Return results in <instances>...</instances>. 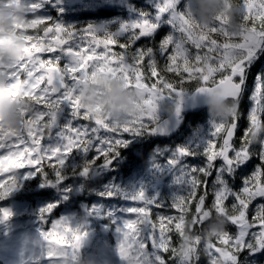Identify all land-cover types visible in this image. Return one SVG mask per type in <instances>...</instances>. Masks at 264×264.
<instances>
[{"label": "snow or ice", "instance_id": "obj_1", "mask_svg": "<svg viewBox=\"0 0 264 264\" xmlns=\"http://www.w3.org/2000/svg\"><path fill=\"white\" fill-rule=\"evenodd\" d=\"M42 7V0L38 3L30 0V13H37V18H26L16 23V28L26 33V57L15 63L6 62L0 57V75H7L12 81H21V84H12V94L20 95L31 105V111L28 107L21 108L25 116L22 128H11L0 122V149L7 152V155H0V171L11 173L9 182L0 180V200L8 197L18 186V172L14 169L28 170L29 176L37 172L47 175L49 171L44 170L41 161L49 155L56 157L58 161L59 167H50L59 177V181L65 178L61 172L67 156L74 149L87 152L90 148L99 146L97 150L104 154L102 164L96 165L94 160L89 161L83 168L82 175L87 176L94 168L111 167L120 155L119 148L129 143V139L117 138L115 134L131 133V137H136L167 132V128L158 124L153 115L152 105L156 94L164 90L181 95L180 85L198 80L202 87L197 91H208L211 85L221 88L225 94L235 99L236 112L228 123L212 121L211 138L204 149L203 162L182 167L177 180L187 185L186 194L177 196L171 203L172 207L180 210L179 215L157 213V225L150 216L151 205L157 201L144 202L143 194L135 197L137 201L144 203V207L129 209L131 213L137 214V218L125 221L119 255L125 264H166L161 254L163 249L164 252H171L175 264H199L201 256H193L190 251H183L179 246L170 247L171 235L168 233L173 229L168 225L175 222L174 230L179 233L180 239L183 238L185 217L190 210L189 202L195 197L198 187L201 184L207 185V178L215 172V178L210 185L213 197L211 205H205V198L209 195V191L205 190L198 197L191 217L194 221L203 223L210 207L218 213H224L226 209L234 210L228 219L233 225L239 226L238 231L234 234L226 231L206 246L215 253L222 254L225 264H261L256 254H264V203L258 204L256 208V218L262 225L259 232L250 231L256 221L250 223L246 218V211L256 197H264V143L254 144L249 140L250 128L264 124V119L260 116L264 114V72L257 73L255 91L251 97L255 106L250 110L239 146L235 145L233 137L238 129L237 120L241 118L239 105L246 89L249 70L260 58H264V0H241L243 19L247 21V27L238 34L225 32L222 41L213 37V34L217 35V27H197L186 11L180 8V0H157L156 12H142L141 19L131 25H123V30L128 34L121 37L112 34L99 35L92 28L77 33L74 28L41 15L38 10ZM44 20L52 21L51 27L43 29L45 37L50 41L47 44L41 42L43 38L39 34L33 36L25 31L36 28ZM223 23L224 18L218 17V25ZM165 25L170 26V30L163 38L157 39L158 29ZM141 38L143 43L133 47ZM85 44L89 50H85ZM116 44L120 45L119 51L112 50L111 46ZM188 44L206 51L203 54L200 51L193 53ZM100 45L103 48L97 52ZM58 52L69 54L71 62L61 66L60 57L56 55ZM37 53L53 55L43 59ZM146 57L147 62L142 63ZM142 68L149 70L147 77L142 73ZM158 68L161 72L158 80L144 83L145 78L150 80L157 76ZM167 72L179 73L180 78L171 81L164 75ZM98 73L120 75L130 86L144 91L147 111L140 120L114 126L85 110L80 100V86L94 80ZM216 74H219V80L216 79ZM45 81V86L41 87V83ZM41 103L44 104L43 108L38 107ZM65 103L72 109L73 121L83 117L94 122L95 126L69 122L61 133L66 138L64 144L55 148L42 145L41 139L50 136L51 129L57 124V114ZM176 111L179 113L180 106ZM101 129L104 131L101 132ZM13 137L15 143L24 144L25 147L13 150ZM32 153L36 155L33 156ZM186 155H191L188 149L180 148L170 163L178 165ZM253 156L258 157L260 163L256 164L251 175H246V162H251L250 157ZM218 157L221 159L219 164L215 163ZM24 161L40 167L25 168ZM6 163L8 166L4 167ZM237 179L242 180V186L238 188L234 186ZM49 182L46 180V183ZM101 194L112 197L120 193L116 185H111ZM229 198L232 201L230 205L226 204ZM59 203H49L43 208L42 218L57 208ZM159 204L164 205L160 202ZM93 211L100 209L94 208ZM11 214L7 208L0 209V218L4 220ZM85 235L86 233L73 228L67 218L55 220L52 230L44 233L45 239L49 241L48 256L61 258L56 264H61V261L62 264H71ZM148 241L151 242V250L146 246ZM196 242L198 245L201 243L198 237Z\"/></svg>", "mask_w": 264, "mask_h": 264}, {"label": "trees", "instance_id": "obj_2", "mask_svg": "<svg viewBox=\"0 0 264 264\" xmlns=\"http://www.w3.org/2000/svg\"><path fill=\"white\" fill-rule=\"evenodd\" d=\"M186 1L187 0H180L182 10H184L185 8ZM132 3L134 4L135 11L137 10L140 15L142 12H156L154 7L149 3L147 4L140 0H134L132 1ZM44 11L45 12L42 14L50 15V17L55 21L60 18L58 11H55L52 8H45ZM119 13L120 12L112 8H101L98 11H86V13L76 14V16H72V20L75 24L71 28H74L78 33H81L83 29H87L90 26L97 27L96 25L101 21H111L117 19L119 17ZM67 21L68 17H66V22ZM50 26H52V21L44 20L43 23L38 24V27L29 28L25 31L27 32V34L33 36L37 34L41 36L44 33V27ZM116 29L117 26L111 27L112 32H115ZM169 30L170 26L166 25L161 29H158L159 36L157 37V39L163 38V36L166 35ZM213 37L218 41L223 40V37L216 34H213ZM142 43L143 38H141V41H138L137 45H134L133 47L139 46ZM112 50L119 51L120 45H113ZM146 62L147 57L142 63ZM177 63L182 64L181 61H177ZM60 64L61 66L63 65L62 62H60ZM181 71H183V67H181ZM258 72H264V58H260L249 70V74L246 80V89L239 105L241 118L237 120L238 132L234 139L236 146H239V144L241 143V137L243 134V130L248 123L250 110L252 107H254L255 104V101L251 97L253 92L255 91L256 77ZM142 73L147 77L149 70L147 68H142ZM184 74L187 75V73ZM160 75L161 72L158 68L157 76L151 77L150 80L148 78H145V81L147 84L150 82H156ZM164 75H166L167 78L171 81L180 78L179 73L167 72L164 73ZM192 82L193 81H187L186 84H191ZM194 91L195 90H190L188 94H192ZM42 107H44V104H42ZM170 114V112L166 113L161 120L165 119ZM260 115L261 119H264V114ZM183 117L185 120L183 127L169 137L162 138L158 137L157 134L131 137V134H124L123 139H129V143L127 146L119 148L120 155L113 162V165L110 167L109 172L104 175L103 180L96 179L91 176L92 172L97 168L92 169L93 171L91 170L87 176L81 174L83 168L89 161L94 160L96 165L103 163L104 154L99 155L97 149L95 148H90L87 152L81 149H74L73 152H71L66 158L61 172V174L65 177L62 181H59V177H57L55 173L51 171L50 166L54 165L56 167H59L58 161L55 157L52 156H48L41 161V164L44 165V170L49 171L47 175L37 172L36 174L29 176L28 170L18 169L19 194H17L14 199H8L9 197H7V200H0V209H9L10 204L12 203H16L17 205H24L25 207H22L21 210H18V212H22L21 214H18L17 210L10 211L12 213L10 216L12 219L10 220L21 218L25 222L28 221V223H33V221L38 220V225L44 227L43 230L45 231H51L54 221L62 218V215H69L67 217L71 222V219L76 220V226L84 225V221H87L88 217L91 218L90 215H92L93 217L91 218V221L95 223L94 225L96 226V231L101 235V241H109L110 244H112L109 246L114 247L113 245L116 243L115 234L117 230V224L116 222H114L113 216L114 214H121L122 210H119V206L123 205L125 202L122 200L123 196H121V194L112 197H105L101 194L105 191L103 190V188L108 180H112L113 185H116L118 182L123 183L124 188L127 185V182L133 179L134 176L138 174L139 169L146 167L149 157L157 147H165V151L163 152L164 160H167L172 152L176 153L180 148H186L188 149V152L191 153V155H187L188 158L186 163L188 165L203 162V152L206 147L192 148L188 145V141L192 134L199 127L207 126L209 120L208 109L195 114L184 113ZM46 119L47 117H45V120ZM83 123L91 124V126L94 125V122H90L85 119ZM221 135H223V132L221 133ZM48 138L49 137H45L43 140V143L46 146H48ZM219 144L220 141L218 139L217 147H219ZM250 161L251 162H246L247 168L244 169L246 175H251V172L255 170L256 164L260 163L258 157L255 156L250 157ZM220 162L221 159L218 157L215 163L219 164ZM37 167H40V165H35L34 167L27 168ZM7 176L8 174H0V180L9 182L10 180H5ZM214 178L215 172H213L212 176L207 178V185L201 184L198 187L195 197L189 202V215H191V213L195 211L197 199L200 195L203 194L205 190L209 191V195L205 198V205H211L213 197L211 195L210 185ZM201 179H204V177L201 176ZM46 180L50 182L46 183ZM262 183H264V177H262ZM234 186L237 188L241 187L242 180L237 179ZM64 191L66 193H64ZM67 193L68 197L66 195ZM56 201L60 202L57 208L53 209L51 213H46V217L42 218L41 210L45 208L49 203H53ZM231 202V198H229V200L226 201V204L230 205ZM171 203L172 201H170L169 198L165 197L162 203L164 205L155 204L151 207L152 211L150 213V216L153 221L157 222V225L159 223L157 213H165L167 215L173 216L180 214V210L172 207ZM260 203H264V200L251 202L249 204L246 216L250 223L253 220L256 221L252 226L254 227L253 231L256 232H259V226H262L256 218V208ZM94 205H100L101 207H103V213L100 216L94 215V213L97 214L92 210V206ZM108 208H111L113 210L112 213L108 212ZM27 225L30 227V224ZM102 227L106 229L107 233H103ZM168 227L173 229L171 233H168V235H171L170 247H178L180 237L179 233L174 230L175 222L169 224ZM30 229L38 232V230H36L35 228L31 227ZM79 229H81V227H79ZM227 231H229L230 234H234L238 231V229L236 225H233L231 222H229ZM104 235H106L105 239H103ZM161 254L164 256L166 264H175L174 258L172 257L170 251H162ZM243 254L244 253L242 252V255ZM256 255L261 261V264H264V254L257 253ZM199 264H209L207 257L201 256Z\"/></svg>", "mask_w": 264, "mask_h": 264}, {"label": "rangeland", "instance_id": "obj_3", "mask_svg": "<svg viewBox=\"0 0 264 264\" xmlns=\"http://www.w3.org/2000/svg\"><path fill=\"white\" fill-rule=\"evenodd\" d=\"M134 0H42L43 7L38 10V12L43 16H49L44 13L45 8H52L55 11H58L59 17L56 22L63 24L66 27H72L75 23L72 20V16H76V14H82L91 11H98L101 8H112L119 13V17L115 20L111 21H101L98 23L97 34L99 35H106L112 34L116 37H121L127 35L128 33L125 32L122 28L123 25H131L133 22L142 18V16L135 11L134 4L132 3ZM145 3L151 4L154 9L156 10V3L157 0H140ZM33 2L38 3L39 0H33ZM187 1L185 3L184 10L186 11ZM180 8L181 3H180ZM73 14V15H72ZM75 14V15H74ZM66 17H68V21L66 22ZM37 13H28L27 19H36ZM78 18V17H75ZM117 26L115 32L111 31V27ZM38 27V25L36 26ZM51 27V26H50ZM163 27V26H162ZM89 29V28H87ZM87 29H83L81 33L86 31ZM27 30V29H26ZM77 32V31H76ZM78 33V32H77ZM51 33L49 34V36ZM63 35V34H61ZM43 38L41 42L47 44L49 43V39L45 37L44 33L41 35ZM54 43V42H53ZM190 50L195 53L196 51H200L202 54L206 49H196L194 45L188 44L187 45ZM113 49V45L111 46ZM103 48V45H100L97 48V52H99ZM85 50H89L87 48V44H85ZM114 51V50H113ZM43 59L50 58L53 54L52 53H37ZM57 56L60 57V62L64 64H68L71 62V56L65 52H58L56 53ZM215 55V54H213ZM43 72V70H41ZM41 74V73H38ZM219 74H216V79L219 80ZM23 78V76L21 77ZM45 82L41 83V87L45 86ZM144 83H146L144 79ZM147 84V83H146ZM38 91V90H37ZM191 94L186 93L183 96L182 101L180 102V107L185 106V101ZM178 97L177 94H173V97L168 98L167 103H174L175 99ZM41 103L38 107L43 108ZM255 106V104H254ZM168 113V111L161 110L158 112V119L157 122H161L163 116ZM261 116V115H260ZM57 120H59L58 124L51 129V134L48 136V146L53 148L59 147L66 142L65 136L61 135V133L65 130L64 126L69 124V122H73L75 124H84V118L80 117L77 121H73L72 118V109L70 105L67 103L62 105V110L57 114ZM95 124L93 125V127ZM104 130L101 129V132ZM211 131H212V121L208 120L207 126L199 127L190 137L188 141V145L192 148H200L206 147L208 140L211 138ZM124 134L126 133H116L117 138H124ZM131 134V133H127ZM43 139H41V144L44 145ZM9 143V141H6ZM11 143L13 144V150L19 148L23 149L25 147L24 144L15 143V137L12 138ZM30 146V145H28ZM99 146H97L98 149ZM165 147H157L152 155L149 157L148 163L146 167L139 169L138 174L134 176L133 179L127 182V185L123 188V183H117L116 186L119 190L121 196H123L122 200L125 202L123 205L119 206V210L121 214H114L113 220L117 224V230L115 234L116 243L113 245L114 247H110L109 241H101V235L96 231V226L94 225L91 218L88 217L87 221H84V225L76 226V220L70 221L67 217L69 215H62V218H67L70 221V224L73 228L78 229L82 233H86L81 241V251L85 255H93L99 261L100 264H125L122 258L119 255V244L123 238L122 229L125 225V221L127 219H136L137 214L131 213L129 209L132 207H144V203L142 201H137L135 197L143 194L144 202L149 201H157L156 205L163 203L165 197L169 198L170 201H173L177 196L185 195L187 190V185L183 182H178L177 178L181 175V170L183 166L188 165L187 155L180 160L178 165H172L170 161L175 158L176 153H171L167 160H164L163 152ZM98 151V150H97ZM100 154H103L99 152ZM0 155H7L5 149H0ZM35 156V153H32ZM51 156V155H49ZM53 157V156H52ZM56 158V157H55ZM24 164L27 167H34L35 165L27 164V161H24ZM7 163L4 167H7ZM110 167H102L95 169L91 176L96 179L104 178V175L109 172ZM14 171L18 172V169H14ZM0 174L5 175L8 174L5 180H10L11 173L6 171H0ZM18 175V173H17ZM19 177V176H18ZM113 185L112 180H108L103 190H107L109 186ZM64 193H66L64 191ZM19 194V188H17L8 196V199H14L15 196ZM68 197V193L66 194ZM66 197V198H67ZM7 200V197L5 198ZM264 200V197H256L254 201ZM155 204L151 205L154 206ZM24 205H17L16 203L10 204L9 210H21ZM100 209V211H95L97 214L94 215H101L103 213V207L100 205L92 206V210ZM118 210V209H117ZM112 209L108 208V212L112 213ZM22 212L19 211L18 214ZM74 214V213H73ZM247 216V211H246ZM247 218V217H246ZM12 219H2L0 218V264H56L57 261H60L61 258L58 257H49L48 250H49V241L45 239L44 233L47 232L43 230L44 227L39 226L37 221H33V223H28V221H23L21 218L16 220ZM89 220V221H88ZM30 224V227L27 225ZM35 228L38 232L31 230L30 228ZM81 227V229H79ZM237 229L239 228L236 225ZM262 226H259L261 230ZM254 227L250 229L253 231ZM157 230H159L157 228ZM103 233H107L106 229L102 227ZM104 235V238L105 239ZM247 238V237H246ZM139 239V237H136ZM149 250H151V242L148 241L147 245ZM135 245H133V248ZM163 249L161 250L162 253ZM62 264V261H61Z\"/></svg>", "mask_w": 264, "mask_h": 264}, {"label": "clouds", "instance_id": "obj_4", "mask_svg": "<svg viewBox=\"0 0 264 264\" xmlns=\"http://www.w3.org/2000/svg\"><path fill=\"white\" fill-rule=\"evenodd\" d=\"M31 12L30 0H0V57L6 62H20L26 57V33L16 28L18 20L27 18ZM186 14L192 22L200 28L217 27V35L224 33L238 34L247 27L243 19L241 0H187ZM218 17L224 18L223 25H218ZM21 81L10 80L7 75H0V122L4 125L20 129L23 127L25 116L22 107L31 105L26 103L20 95H13L12 84ZM181 95L174 103H167L173 93L161 90L155 96L152 105L153 115L158 119L161 110L175 112L183 96L190 90H198L202 84L193 80L191 84L180 85ZM210 90L204 91L205 103L211 121L228 123L232 120L237 101L219 88L209 85ZM18 92L19 89H16ZM81 104L91 115L107 120L114 126L129 124L140 120L147 111L145 93L142 89L130 86L128 81L120 75L98 73L94 80L82 84L79 90ZM249 140L254 143H264V124L253 125L249 130ZM234 210L226 209L218 213L213 208L207 210L205 221H194L191 215L185 217L184 236L179 241L183 251H190L193 256H205L209 264H225L222 254L215 253L206 245L215 241L227 231L229 215ZM197 237L201 242L197 244ZM82 245L76 251L71 264H100L93 255H85L81 251Z\"/></svg>", "mask_w": 264, "mask_h": 264}, {"label": "water", "instance_id": "obj_5", "mask_svg": "<svg viewBox=\"0 0 264 264\" xmlns=\"http://www.w3.org/2000/svg\"><path fill=\"white\" fill-rule=\"evenodd\" d=\"M95 30L96 28L94 26L89 27ZM207 109L206 103H205V95L202 92H199L195 90L190 97H188L185 101V106L180 107L179 113L177 111L172 112L168 117L163 119L160 124L163 127L167 128V132L164 133H158L157 135L159 137H169L175 134L180 128L183 127L185 120L183 119V114L185 112H188L190 114L200 113ZM59 120H57L58 123ZM238 132V129L234 132L235 139L236 134Z\"/></svg>", "mask_w": 264, "mask_h": 264}]
</instances>
